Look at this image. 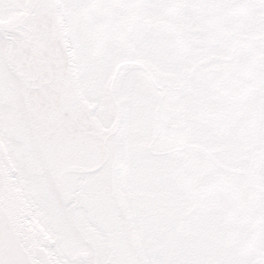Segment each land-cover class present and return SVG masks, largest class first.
<instances>
[{
  "label": "snow or ice",
  "instance_id": "obj_1",
  "mask_svg": "<svg viewBox=\"0 0 264 264\" xmlns=\"http://www.w3.org/2000/svg\"><path fill=\"white\" fill-rule=\"evenodd\" d=\"M0 264H264V0H0Z\"/></svg>",
  "mask_w": 264,
  "mask_h": 264
}]
</instances>
